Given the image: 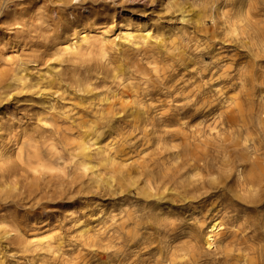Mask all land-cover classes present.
<instances>
[{
    "label": "bare ground",
    "instance_id": "1",
    "mask_svg": "<svg viewBox=\"0 0 264 264\" xmlns=\"http://www.w3.org/2000/svg\"><path fill=\"white\" fill-rule=\"evenodd\" d=\"M205 5L198 6L196 15L188 19L186 6L178 3L182 26L169 32L158 28L156 37L163 38L162 41L174 38L173 45L190 37L191 30L202 25L195 18H200ZM231 5L236 8L234 13L219 8L214 17L216 24L217 18L222 19L224 32L244 29L245 0H231ZM19 14L20 11L5 14L0 0V19L12 22L21 31L29 30V23L24 21L26 15ZM126 18L128 31L115 45L138 46L152 37L149 27L138 29V34L130 32L133 22L131 16ZM84 42L85 38L78 37L74 45L57 50L68 52L69 61H83L72 66V75L67 78L63 77V71L34 74L22 62L0 79V102L21 93L40 95L38 121L43 133H49L41 144L17 142L18 151L14 152L0 140V200L26 198L27 192L22 190L19 179L45 175L59 165L58 160L63 158L60 144L75 172H82L81 183L90 175L97 187L105 183L106 191L127 193L130 203L121 207L119 214L111 215L110 228L92 229L89 221L80 225L74 245L62 246L59 241H36L33 245L52 253L50 264H88L98 256L95 248H110V243L114 245V254L119 257L122 252L128 261L133 248L158 244L145 253L149 256L143 264H264L258 252L264 248L255 249L247 232L249 225L239 217L240 207L249 209L241 202L264 201V87L256 88L255 93L245 87L241 90L245 96L237 104L238 98H226L229 118L218 132L170 133L156 137L154 149L149 146L132 156L125 151L127 142L122 138L116 142L111 135L149 133L146 131L153 120L147 92L161 86L166 72L161 74L155 69L154 75L139 67L137 72L147 84L144 88L133 82L134 72L129 64L102 61L93 56ZM262 48L264 39L256 30V53ZM66 80L76 83V98L53 89ZM187 97L193 98V102L198 99L196 94ZM5 114L0 108V139L12 130L9 121L4 120ZM215 204L214 212L227 219L223 231L218 230L222 224L210 215L209 205ZM13 226L10 224L2 231L3 237L15 241L17 234L12 233L19 226L16 229ZM19 241V245L26 246Z\"/></svg>",
    "mask_w": 264,
    "mask_h": 264
},
{
    "label": "rangeland",
    "instance_id": "2",
    "mask_svg": "<svg viewBox=\"0 0 264 264\" xmlns=\"http://www.w3.org/2000/svg\"><path fill=\"white\" fill-rule=\"evenodd\" d=\"M1 3L5 14L20 11L19 16L26 15L24 21L29 23V30L21 31L12 22L0 19V79L22 62L34 74L63 71V77L67 78L72 75V66L83 61H69L68 52L57 53V50L74 45L78 37L85 38L84 44L94 57L114 61V65L129 64L134 72L133 82L144 88L147 84L145 77L142 79L137 72L139 67L154 75L155 69L161 74L166 72L161 86L147 92V98L151 97L148 109L153 120L146 131L149 133L111 135L116 142L121 138L126 141L125 151L132 156H137L135 151L142 152L149 146L154 149V139L170 133L218 132L229 118L226 98H238L237 104L245 96L241 91L245 87L253 93L256 88L264 87V48L256 53V30L264 39V0H245L244 29L233 32L223 31L220 18L214 23L219 8L234 13L236 8L231 0H1ZM178 3L186 6L188 19L196 15L198 6L206 5L200 18H195L202 23L201 27L192 29L190 37L173 45L174 38L169 41L164 37L162 41L163 38L158 39L156 34L158 28L169 32L182 26ZM126 16H131L133 22L130 32L138 34V29L149 27L152 37L142 40L138 46L115 45L128 31ZM53 89L65 92L68 98L77 97L74 81H63ZM190 94H196L198 99L193 102V98L187 97ZM39 100L40 95L31 92L0 102V108L6 112L4 120L12 126L11 134L0 140L10 151L17 149V142L27 140L31 144H41L49 136L43 133L42 123L38 121ZM58 145L63 154L59 165L45 175L19 179L22 190L27 192L26 198L0 200V264H50L52 253L34 246V242L59 241L62 246L74 245L80 225L89 221L92 229L110 228L111 215L119 214L121 207L130 203L127 193L106 191L102 182L97 187L89 179L90 175L81 183L79 174L82 172H75L69 155ZM216 201H221L220 197ZM241 203L249 209L240 207L239 217L248 223L252 244L260 250L264 248V201ZM216 207L217 204L209 205L210 215L222 224L218 230L223 231L227 219L214 212ZM174 208L177 210L176 206ZM10 224L15 225L13 228L19 226L18 231L12 233L17 234L15 241L3 237L2 230ZM19 240L29 247L19 245ZM157 245L133 248L128 261L122 252L119 257L115 255L114 245L110 243V248H95L98 256L90 257L88 264H115L116 260H122L118 264H127V261L128 264H143L149 256L145 253ZM258 252L264 260V251Z\"/></svg>",
    "mask_w": 264,
    "mask_h": 264
}]
</instances>
